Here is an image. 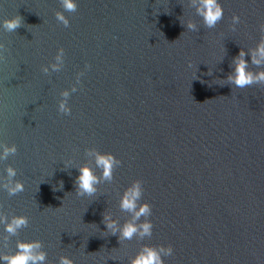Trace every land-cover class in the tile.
Here are the masks:
<instances>
[{
  "label": "water",
  "instance_id": "1",
  "mask_svg": "<svg viewBox=\"0 0 264 264\" xmlns=\"http://www.w3.org/2000/svg\"><path fill=\"white\" fill-rule=\"evenodd\" d=\"M76 2L65 27L55 16L64 11L60 0H0V43L8 49L0 142L18 146L0 161V176L12 165L25 184L15 196L0 188V211L30 220L7 247L0 224V255L15 252L17 240H41L47 264L63 255L75 264H130L144 244H170L165 264H264V85L226 80L234 57L261 38L264 0H220L224 18L213 29L190 0ZM16 15L24 25L5 31L3 20ZM189 19L199 31L182 25ZM61 47L63 69L43 73ZM245 59L260 70L250 53ZM74 84L71 114H61L60 93ZM89 148L123 163L112 182L82 198L74 181L77 168L92 163ZM137 179L141 203L153 206V235L121 243L103 214L121 225L130 218L119 200Z\"/></svg>",
  "mask_w": 264,
  "mask_h": 264
},
{
  "label": "clouds",
  "instance_id": "2",
  "mask_svg": "<svg viewBox=\"0 0 264 264\" xmlns=\"http://www.w3.org/2000/svg\"><path fill=\"white\" fill-rule=\"evenodd\" d=\"M64 11L55 13L56 19L65 27L70 26V20L65 12L74 13L78 9L76 0H60ZM190 7L195 8L196 14L202 18L203 24L208 29H213L224 18V7L220 0H190ZM241 23L239 15L234 14L231 18V29L237 30V25ZM24 25L23 17L16 15L3 20V28L5 31L16 32ZM185 25L189 31H199L196 21L189 19ZM261 38L255 47L245 50L242 48L239 54L232 60L231 67L234 68L227 76V82L238 88H246L252 85H264V23L259 26ZM8 51L4 43H0V62H6ZM250 53L251 65L260 69L259 71L250 69V64L245 57ZM65 62V49L61 47L54 62L50 65L42 67L45 74L51 72H59L63 69ZM189 62V67H191ZM91 65H86L90 69ZM84 72L77 75L76 84H79L80 78ZM77 86L74 84L70 90H64L60 93L63 97L59 101L58 111L64 115L71 114V107L68 100L71 93L76 92ZM2 132V129H0ZM0 161H6L10 156H15L18 152L16 144H7L0 142ZM88 158L92 159V163H85L78 169L79 175L74 181L76 187L75 194L78 197H93L99 191L98 186L103 182H112L115 179V171L122 165V161L111 152H101L97 148H89L86 151ZM93 161L95 167H93ZM100 170V174L97 173ZM17 169L12 165L6 168V176H0V188L7 191L9 196H15L25 190V184L21 180L15 179ZM60 189L63 188V181L60 182ZM144 181L137 179L133 181L123 192L119 200V208L122 212L129 214V219L121 225L119 219L114 218L112 213L103 214V223L106 225V231L111 235H118L120 242L138 239L143 241L150 239L153 235L154 224L149 219L152 215V205L144 201L141 203L144 195ZM3 205H0V209ZM143 218V220H142ZM30 220L26 215L9 216L0 211V224L5 225L7 235L2 237L3 246L7 247L11 237L18 236L20 230L29 226ZM44 243L41 240H17L16 251L10 254L0 255V260L4 264H47V252L43 250ZM174 255V247L172 245H150L144 244L139 252L130 260V264H165L164 257ZM56 264V262H53ZM58 264H75V261L69 256L60 257Z\"/></svg>",
  "mask_w": 264,
  "mask_h": 264
}]
</instances>
